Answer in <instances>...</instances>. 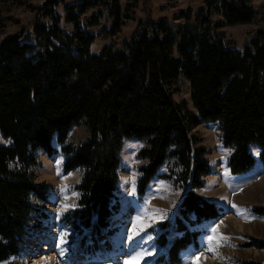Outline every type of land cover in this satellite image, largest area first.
Wrapping results in <instances>:
<instances>
[{"label": "trees", "instance_id": "obj_1", "mask_svg": "<svg viewBox=\"0 0 264 264\" xmlns=\"http://www.w3.org/2000/svg\"><path fill=\"white\" fill-rule=\"evenodd\" d=\"M25 6L32 16H12L19 21L16 30L0 39V264H15L10 258L23 252L30 224L42 214L39 203L48 201L49 185L37 182L32 170L41 149L61 153L64 170L81 171L77 206L66 221L77 232L86 229L88 237L105 240L103 231H109L119 205L126 137L143 141L137 151L138 190L155 175L183 190L172 234L157 237L165 245L157 262L179 263L182 248L197 246L196 225L223 213L196 192L211 166L207 147L191 127L216 125L220 142L231 149L232 174L254 165L252 145L264 167V28L240 48L222 30L254 21L257 9L251 0H203L170 18L139 17L128 35L103 41L94 52L100 33L91 26L109 20L103 36H111L132 18L120 0ZM179 78L188 82L190 105L173 97ZM80 126L86 134L71 139L70 130ZM257 244L264 248V241Z\"/></svg>", "mask_w": 264, "mask_h": 264}, {"label": "rangeland", "instance_id": "obj_2", "mask_svg": "<svg viewBox=\"0 0 264 264\" xmlns=\"http://www.w3.org/2000/svg\"><path fill=\"white\" fill-rule=\"evenodd\" d=\"M43 1H0V25L5 22L3 27L0 26V39L16 30L19 21H14L12 16L19 19L32 16V11L25 5ZM202 1L120 0L122 9L129 8L125 11L132 18L125 19L119 31L111 36H103V27L109 20L91 26L92 31L100 33L91 48L98 52L103 41H119L131 32L139 17L170 18L189 6L200 5ZM251 3L258 11L254 21L222 27L225 38L234 47L240 48L257 28H264V0H251ZM65 26L69 28V25ZM175 88L173 97L176 100L185 98L190 105L187 80L179 78ZM191 131L199 137L198 143L207 147L211 166L203 186L196 192L222 207L223 213L199 224L203 230L198 235V246L181 250L178 264H264V248L257 244L264 241V212L253 211L255 206L264 208V167L256 157L248 171L232 174L228 166L231 149L220 142L216 125L200 122L193 125ZM85 134L83 126L73 127L69 137L77 140ZM0 141H4L2 135ZM142 144L138 138L126 137L123 140L118 168L119 207L110 218L106 243L88 239L86 232L79 234L66 221L67 214L77 206L78 194L74 185L79 180L80 170L65 171L61 155L47 156L39 150L33 172L37 181L51 185L49 201L39 204L42 214L31 222L30 238L23 252L10 260L15 264H161L156 262L155 256L164 247L157 237L167 239L170 236L166 225L175 213L182 190L161 176L150 179L142 191L137 189L139 172L136 168L141 163L137 150ZM250 149L256 156L257 146L252 145ZM253 242L255 245H249Z\"/></svg>", "mask_w": 264, "mask_h": 264}]
</instances>
